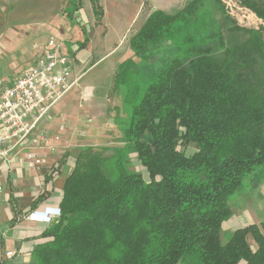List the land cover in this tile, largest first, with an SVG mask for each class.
Masks as SVG:
<instances>
[{"label": "trees", "instance_id": "1", "mask_svg": "<svg viewBox=\"0 0 264 264\" xmlns=\"http://www.w3.org/2000/svg\"><path fill=\"white\" fill-rule=\"evenodd\" d=\"M235 1L264 23V0ZM205 2L154 10L130 37L137 60L112 86L120 144L78 149L34 264H264V216L223 227L230 197L264 174L263 26L227 46Z\"/></svg>", "mask_w": 264, "mask_h": 264}, {"label": "crops", "instance_id": "2", "mask_svg": "<svg viewBox=\"0 0 264 264\" xmlns=\"http://www.w3.org/2000/svg\"><path fill=\"white\" fill-rule=\"evenodd\" d=\"M65 1V17L69 20L73 30L70 37L73 36V39L70 41L64 39L68 35L67 31L61 30L58 33L54 27L57 25L55 24L56 8L59 0H0V72L3 73L9 69L4 60L7 59L8 61L10 53L13 54L24 42L31 40L29 44L31 43V53L34 56L33 60L24 65L26 67L34 61L36 55L43 49L46 40L53 37L62 42L64 53L72 60L73 78L77 79L74 73L79 74V65L87 62L89 56L85 44L93 31L94 22L92 19L95 14L97 16L102 14L101 25L98 27L102 26L105 29L104 38L108 39L110 33H115L119 38L114 39V41H118L128 35L129 30L136 26L132 36L152 11L168 12L182 7L189 0H87V4L91 6L90 17L89 13L86 12L90 19L83 12L86 10V6H81L79 0L74 1L75 5L70 0ZM113 7L117 8L118 15L115 12L117 17L112 22L113 19H108V11ZM72 13L76 15L78 13L82 22H79L76 15L71 16ZM34 41L35 43H33ZM3 52H5V56L2 55ZM19 56L21 55L19 54ZM12 57L17 58L14 55ZM96 62L94 61L90 65ZM10 66L16 67L14 62H11ZM12 79L13 77L9 78L7 84H3L1 79L0 82L2 86H8L11 85ZM112 86L113 84L110 89ZM96 91L93 89V99L98 97ZM82 93L85 95L83 99L86 98L87 91L83 90ZM68 99L56 103L51 110V119L49 117L41 124V127L50 134L56 133L62 124L67 127L55 152H50L47 149L39 151L41 155L47 158L48 164H53L58 169V174L53 177L47 174L49 169L47 165L37 170H30L19 167L15 161L3 177L4 191L0 196V263L34 264L33 249L51 239L49 236H45L44 232L59 215L62 187L73 168L70 151L78 150V147L80 149L83 146H93L91 143L82 140L80 132H76V128L81 122L82 110L80 108L77 111L73 110V105L68 102ZM79 102L78 107H83L82 103ZM99 106L100 104L96 101H90L88 105L95 116L98 115L96 112L98 113ZM90 119L87 118L88 121ZM34 209L49 213L51 221L29 220L27 214ZM243 225L232 216L224 222L223 227L224 230L233 231L242 228ZM7 252H12V255L7 256Z\"/></svg>", "mask_w": 264, "mask_h": 264}, {"label": "rangeland", "instance_id": "3", "mask_svg": "<svg viewBox=\"0 0 264 264\" xmlns=\"http://www.w3.org/2000/svg\"><path fill=\"white\" fill-rule=\"evenodd\" d=\"M79 2L81 6H86V10L83 12L87 18H89L91 16V6L87 4V0H79ZM214 2V0H206L205 3L207 4V10L216 18L214 21L216 23L218 22L223 30L227 46H233L235 43L241 42L246 38L247 35L244 32L235 30L239 28L238 26L246 28H258L263 26L264 32V23L257 18L253 12L240 6L237 1L220 0V4ZM65 3V0H59L58 7L56 8L55 24L57 25H54V27L58 33H60L61 30L67 31L68 35L64 37V39L66 38L70 41L73 39V36L70 38L71 34H73V30L71 28L72 25L69 24V20L65 17ZM220 6H223V11L220 10ZM86 12L89 13V17ZM115 12H117V8L115 9V7L108 11V19H113L111 20L112 22L116 19L115 17H117ZM73 14L74 13H72L71 16H73ZM76 16L79 22H82L78 13ZM101 18L102 14L99 16L95 14L93 19L91 17L94 22V27L85 44V49L89 53L87 62H83L79 65V74L74 73V76L77 78L75 84L56 102L58 103L69 98L68 102L73 105V110L77 111L79 108L82 110L81 122L76 128V132L81 133L83 141H87L95 147L120 144V132L117 119L121 107L124 109L125 107H123V105L125 104L123 98L120 100L119 94L114 92L113 89H110V86L114 83V74L121 62L129 58L137 60L129 48V39L136 26L131 28L128 35L124 36L121 40L114 41V39L119 38L115 33H110L108 39H105V29L102 26L98 27V25H101ZM95 27L97 28L94 29ZM44 37L46 38V35H44ZM15 40L18 41V39ZM29 41L31 40L24 42L13 54L10 53L8 61L7 59L4 60L3 57V60L9 66L7 71L3 73L0 72V79L3 84H7L9 78L13 77L14 79L20 73L24 65H27L26 63H28V61L33 60L34 56L31 53L32 49ZM64 41L66 43V40ZM33 43H35V41ZM76 43H79V41H76ZM5 52L2 53L3 56H5ZM19 54L21 56H19ZM13 55L17 58L12 57ZM94 61L97 62L90 65ZM11 62H14L15 68L10 66ZM93 89H96L98 94V97L94 99L92 98ZM83 90L87 91V97L84 99L83 97L85 95L82 93ZM89 100L91 102L96 101L100 104L98 113L96 112V114H98L97 116H95L90 107H88ZM78 102L82 103L83 107H78ZM54 105L49 111L50 119L51 110ZM88 117L91 118L90 121L87 120ZM66 128L67 127L64 126L62 134L66 132ZM77 151V149L70 151L73 160ZM106 153H111V150L106 151ZM130 165L133 170L141 172L146 181H150L147 171L140 165L135 154H130ZM261 171V169L257 168L249 174L244 179L241 188L230 197V206L234 211L233 217L239 220L240 224H245L243 227L251 223L258 224L264 216V174H261Z\"/></svg>", "mask_w": 264, "mask_h": 264}, {"label": "built area", "instance_id": "4", "mask_svg": "<svg viewBox=\"0 0 264 264\" xmlns=\"http://www.w3.org/2000/svg\"><path fill=\"white\" fill-rule=\"evenodd\" d=\"M72 60L64 53L62 42L50 37L34 61L24 67L11 85L0 82V196L3 177L13 162L19 167L37 170L47 165V174L55 176L58 169L48 164L39 153L47 149L55 152L64 130L50 134L41 127L49 118L51 107L75 84ZM27 218L37 222H50L44 210L34 209ZM7 256L12 252H7Z\"/></svg>", "mask_w": 264, "mask_h": 264}]
</instances>
